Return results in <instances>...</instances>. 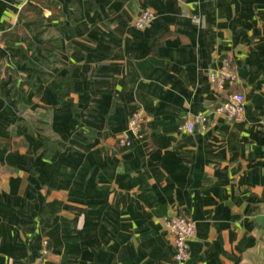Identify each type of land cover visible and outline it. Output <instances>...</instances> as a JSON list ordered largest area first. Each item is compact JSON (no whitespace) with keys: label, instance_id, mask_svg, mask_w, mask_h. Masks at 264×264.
Here are the masks:
<instances>
[{"label":"crops","instance_id":"1","mask_svg":"<svg viewBox=\"0 0 264 264\" xmlns=\"http://www.w3.org/2000/svg\"><path fill=\"white\" fill-rule=\"evenodd\" d=\"M0 59V264H167L170 213L195 223L185 264H264V0H0ZM229 92L232 120L212 110Z\"/></svg>","mask_w":264,"mask_h":264},{"label":"built area","instance_id":"2","mask_svg":"<svg viewBox=\"0 0 264 264\" xmlns=\"http://www.w3.org/2000/svg\"><path fill=\"white\" fill-rule=\"evenodd\" d=\"M153 19V13L149 10H143L135 16L134 25L137 28H144ZM194 21H199L198 17L193 16ZM230 58H225L220 67H209L206 75L210 83L214 84L218 89H224L228 85L239 80L237 73L231 67ZM214 111L222 113L227 119H236L240 117L245 110L244 96L240 92H229L226 97L213 108ZM205 112H198L190 115L180 126L186 131L202 130L205 128L206 115ZM130 129H132L138 137L142 136V119L139 114L135 113L129 121ZM123 144L130 145L131 139L124 138ZM166 226L172 239L173 254L167 264H185L189 255L188 241L195 232V223L190 218L180 213H170L166 218ZM46 251V250H45ZM43 254L30 264H44Z\"/></svg>","mask_w":264,"mask_h":264},{"label":"trees","instance_id":"3","mask_svg":"<svg viewBox=\"0 0 264 264\" xmlns=\"http://www.w3.org/2000/svg\"><path fill=\"white\" fill-rule=\"evenodd\" d=\"M31 1H35L40 6H49L50 4L54 3V0H31ZM21 14L24 15V17L31 19L32 27L35 29L36 33L39 36L48 32L47 31L48 28L46 26H44V20L46 19V17L44 16V14L40 8L35 7V5L32 6V5L24 4L22 6V10L20 12V15ZM8 35L14 39H18L20 37H23L26 39V45H32V43L30 42V39L27 36V34L25 33V30L23 27L17 26L16 28H14V30L10 31V33ZM7 43H8V41H7ZM55 44H56V42L52 41V45L54 46ZM20 50H22V49H20ZM57 80L60 82V84L62 86L61 91H60V98H63L64 96L69 94L70 80H69V78H65V77L58 78ZM65 85H67V89H65ZM24 124H26V123H24ZM141 133H142V128H141ZM142 137H143V134H142Z\"/></svg>","mask_w":264,"mask_h":264},{"label":"rangeland","instance_id":"4","mask_svg":"<svg viewBox=\"0 0 264 264\" xmlns=\"http://www.w3.org/2000/svg\"><path fill=\"white\" fill-rule=\"evenodd\" d=\"M144 10H149V9H144ZM142 11H143V10H142ZM149 11L152 12L151 10H149ZM140 12H141V11H140ZM140 12H139V13H140ZM152 13H153V12H152ZM153 18H154V13H153ZM152 20H153V19H152ZM152 20H151V21H152ZM231 65H232V64H231ZM211 85L214 86L215 88H217L214 84L211 83ZM218 103H219V102H218ZM218 103H217V104H218ZM217 104H216V105H217ZM214 107H215V106H214ZM214 107H213V108H214ZM212 110H213V109H212ZM213 111H214V110H213ZM214 112L217 113V114L223 115L222 113H219L218 111H214ZM243 113H244V112H243ZM205 115H206V123H205V126H204V127L206 128V125H207V122H208V114H205ZM242 115H243V114H242ZM223 116H224V115H223ZM229 120H230V119H229ZM205 128H203L202 130H204ZM191 220H192V219H191Z\"/></svg>","mask_w":264,"mask_h":264}]
</instances>
